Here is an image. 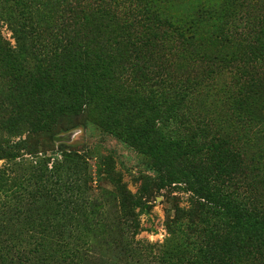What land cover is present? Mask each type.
I'll return each instance as SVG.
<instances>
[{"label": "rangeland", "instance_id": "374dc122", "mask_svg": "<svg viewBox=\"0 0 264 264\" xmlns=\"http://www.w3.org/2000/svg\"><path fill=\"white\" fill-rule=\"evenodd\" d=\"M254 216L264 0H0V264H264Z\"/></svg>", "mask_w": 264, "mask_h": 264}, {"label": "trees", "instance_id": "16d2710c", "mask_svg": "<svg viewBox=\"0 0 264 264\" xmlns=\"http://www.w3.org/2000/svg\"><path fill=\"white\" fill-rule=\"evenodd\" d=\"M73 14L75 16L78 15V13H76V12H73ZM249 221H250V225H252V226L255 225L256 227L260 228L258 234L255 237V239H253V238H240L238 236H236V237L232 236V237H230V242L232 244L233 243H240L245 248L253 246V248H256L257 251L260 250L261 252H264V217H262V216H254L251 219H249Z\"/></svg>", "mask_w": 264, "mask_h": 264}]
</instances>
